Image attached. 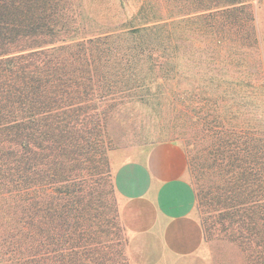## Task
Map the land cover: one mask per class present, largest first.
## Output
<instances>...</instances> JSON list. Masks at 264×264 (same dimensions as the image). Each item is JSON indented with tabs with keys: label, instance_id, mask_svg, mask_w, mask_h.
<instances>
[{
	"label": "trees",
	"instance_id": "16d2710c",
	"mask_svg": "<svg viewBox=\"0 0 264 264\" xmlns=\"http://www.w3.org/2000/svg\"><path fill=\"white\" fill-rule=\"evenodd\" d=\"M173 3L142 0L119 20L65 15L58 0H0V264L110 260L91 245L111 175L101 151L108 120L164 85L179 61L217 86L250 87L264 104L253 10L264 0H184L179 15ZM214 115L199 120L222 163L223 229L245 264H264V135L220 129ZM85 161L93 178L82 175Z\"/></svg>",
	"mask_w": 264,
	"mask_h": 264
},
{
	"label": "rangeland",
	"instance_id": "374dc122",
	"mask_svg": "<svg viewBox=\"0 0 264 264\" xmlns=\"http://www.w3.org/2000/svg\"><path fill=\"white\" fill-rule=\"evenodd\" d=\"M141 1L58 0L65 15H113L119 20L134 15ZM170 1H177L171 7L172 15H179L185 9L184 0ZM253 10L259 50L264 53V6L254 3ZM164 12L162 9L160 13ZM202 72V68L192 63L179 61L164 85L149 91L142 89L134 101L108 120L101 151L111 175L100 187L103 207L95 222L100 224L102 232H98L91 245L99 255L107 253L110 260L99 256L97 264H129V234L120 214L122 199L110 190L113 170L121 162L141 158L152 143L160 140L176 142L183 148L187 156L186 178L195 193L200 191V199L202 195L200 203L196 199L194 210L204 234L199 264H245L241 250L229 235L231 230L223 229L224 212L218 210L222 197H218L221 192L216 191L222 184V171L217 167L222 163L211 149L210 138L202 134L205 121L199 119L207 114L212 119L215 114L222 121L220 129H247L258 136L264 135V104L250 87L233 80V83L217 86L209 73ZM83 163L86 169L82 175L89 173L93 178V164Z\"/></svg>",
	"mask_w": 264,
	"mask_h": 264
},
{
	"label": "crops",
	"instance_id": "0c3cea01",
	"mask_svg": "<svg viewBox=\"0 0 264 264\" xmlns=\"http://www.w3.org/2000/svg\"><path fill=\"white\" fill-rule=\"evenodd\" d=\"M187 156L176 142L152 143L141 158L113 170L128 231L129 264H199L204 234L186 178Z\"/></svg>",
	"mask_w": 264,
	"mask_h": 264
}]
</instances>
